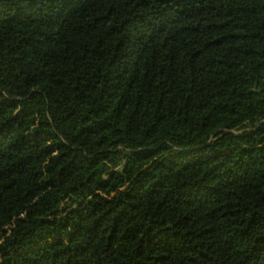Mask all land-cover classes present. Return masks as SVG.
Here are the masks:
<instances>
[{
    "label": "trees",
    "instance_id": "16d2710c",
    "mask_svg": "<svg viewBox=\"0 0 264 264\" xmlns=\"http://www.w3.org/2000/svg\"><path fill=\"white\" fill-rule=\"evenodd\" d=\"M0 264H264V0H0Z\"/></svg>",
    "mask_w": 264,
    "mask_h": 264
}]
</instances>
